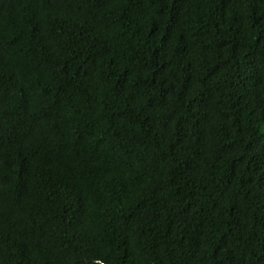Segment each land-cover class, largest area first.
<instances>
[{
	"label": "trees",
	"instance_id": "obj_1",
	"mask_svg": "<svg viewBox=\"0 0 264 264\" xmlns=\"http://www.w3.org/2000/svg\"><path fill=\"white\" fill-rule=\"evenodd\" d=\"M0 264H264V0H0Z\"/></svg>",
	"mask_w": 264,
	"mask_h": 264
}]
</instances>
